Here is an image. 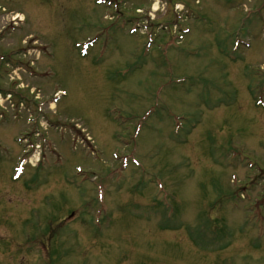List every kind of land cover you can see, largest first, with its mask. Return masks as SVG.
I'll use <instances>...</instances> for the list:
<instances>
[{"label": "rangeland", "instance_id": "1", "mask_svg": "<svg viewBox=\"0 0 264 264\" xmlns=\"http://www.w3.org/2000/svg\"><path fill=\"white\" fill-rule=\"evenodd\" d=\"M0 264H264V0H0Z\"/></svg>", "mask_w": 264, "mask_h": 264}, {"label": "bare ground", "instance_id": "2", "mask_svg": "<svg viewBox=\"0 0 264 264\" xmlns=\"http://www.w3.org/2000/svg\"><path fill=\"white\" fill-rule=\"evenodd\" d=\"M158 9V6H157V4H155L154 5V10H157ZM20 17H22V15H19V14H16L15 15V19H19ZM250 48H251V46H250ZM257 104V103H256ZM53 107H54V105H53Z\"/></svg>", "mask_w": 264, "mask_h": 264}]
</instances>
